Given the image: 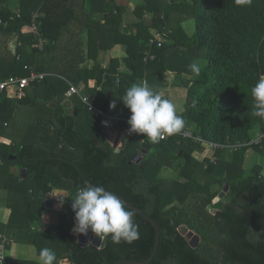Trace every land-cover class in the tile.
<instances>
[{
    "label": "trees",
    "instance_id": "obj_1",
    "mask_svg": "<svg viewBox=\"0 0 264 264\" xmlns=\"http://www.w3.org/2000/svg\"><path fill=\"white\" fill-rule=\"evenodd\" d=\"M87 1L20 0L19 14L8 7L0 10V21L7 23L0 25V33L17 38L15 53L10 50L9 68L0 74V80L28 77L31 71L50 74L31 84L22 100L0 94L1 167L25 169L26 179L10 176L11 180L20 186L19 191L31 189L42 200L52 190H65L69 192L66 203L89 182L138 208L161 230L157 254L149 264H264V165H254L250 170L244 167L249 150L264 155V140L253 143L256 126L260 125V133H264V119L251 115L250 91L264 76V0H242L240 4L236 0H170V4L142 0L132 12L137 20L125 30V8H117L115 15L105 14L102 25V20H96V12H85ZM110 1L93 2L104 14ZM171 13L185 16L173 30H169ZM35 14L47 41L43 51L29 31ZM188 17L195 26L190 36L183 26ZM86 30V58L97 60L100 52L112 51L118 45L126 47V57L121 61L111 58L106 68L99 63L90 70L81 68L86 60L82 39ZM167 31H171L167 43L160 48L150 45L158 33ZM151 55L154 60L149 59ZM203 62L206 65L202 67ZM122 64L125 73L120 70ZM192 64L199 67V75L190 70ZM167 74L175 75L176 81L166 78ZM186 77L190 83L185 109L178 114L185 121L180 132L190 131L219 145L215 161L205 158L206 142L196 144L173 135L153 144L141 134H124L131 113L122 97L129 87L147 81L152 89L162 92L182 85ZM69 83L76 87L83 84V95L95 99L98 108L119 114L122 120L112 138L100 125V118L74 96L71 103L53 109L58 124L54 132L68 146V156L50 154L28 143L1 142L3 128L14 113V102L28 103L31 89L38 96L42 92L46 102L58 101L66 96ZM234 146L236 151L230 149ZM226 149L233 153L232 160L224 158ZM74 151L81 153V158H75ZM116 155L119 160L115 165ZM10 156L16 159L10 161ZM177 157L183 163L175 167V174L165 172L173 169ZM225 183L229 184L227 196L214 204L221 191L211 193V186L220 184L223 189ZM194 197L196 204L190 215L175 205L181 208ZM73 214L72 204H65L56 224L32 233L31 245L38 256L41 248L52 244L71 264L146 262L151 258L156 230L136 212L138 238L132 243L114 244L109 237L104 249L78 243L72 234ZM181 227L192 229L202 243L192 247Z\"/></svg>",
    "mask_w": 264,
    "mask_h": 264
},
{
    "label": "clouds",
    "instance_id": "obj_2",
    "mask_svg": "<svg viewBox=\"0 0 264 264\" xmlns=\"http://www.w3.org/2000/svg\"><path fill=\"white\" fill-rule=\"evenodd\" d=\"M241 2L242 0H236L237 4ZM189 68L199 75L200 69L196 64ZM250 91L251 115L264 119V76L258 79ZM122 101L131 113L128 120L129 132L141 134L153 144L159 143L166 135L179 133L185 125L183 117L178 115L177 105L163 92L152 89L147 81L129 87ZM111 107L115 108V103ZM55 197L62 199L63 196ZM72 201L75 213L73 231L76 234L86 236L91 231L101 241L110 237L114 244L122 241L132 243L138 238L135 211L103 186L86 184L78 189ZM38 258L41 264H55L57 261L55 251L47 247L40 249Z\"/></svg>",
    "mask_w": 264,
    "mask_h": 264
},
{
    "label": "crops",
    "instance_id": "obj_3",
    "mask_svg": "<svg viewBox=\"0 0 264 264\" xmlns=\"http://www.w3.org/2000/svg\"><path fill=\"white\" fill-rule=\"evenodd\" d=\"M94 0H88L85 6V12L89 15L93 12H96V20H102L105 14L110 13L109 9L111 6L121 7L126 9L128 14H132L135 7L130 3L131 0H111L106 3L105 13L102 14L101 7L94 6ZM135 5L139 2L133 0ZM19 2L20 0H0V10L4 7H8L13 13L18 14L19 11ZM112 6V7H113ZM108 11V12H107ZM37 14H41L38 12ZM102 25H105L106 20H102ZM82 39L84 42V56L85 62L80 66L81 68L92 69L96 63L101 64L104 68L108 66L109 60L111 58H118L120 61L126 57V48L123 45H118L112 51L109 52H100L97 56V60L88 59L86 44L88 42V31H84L82 34ZM17 38L11 34L10 36H4L0 33V55L3 56L4 49L9 46V50H12V53H15V43ZM30 51V48H29ZM1 59L0 62V74L6 69L9 68V60ZM204 66L206 62H203ZM121 72L126 71L124 65H121ZM43 74V73H41ZM50 76V74H47ZM1 81V80H0ZM71 83H69L70 85ZM72 85V84H71ZM83 90L84 85L79 86ZM169 89V88H168ZM174 89V88H173ZM177 89V88H176ZM179 90V89H178ZM67 100L70 101L71 97L65 96ZM60 98H58L59 101ZM63 99V98H62ZM57 98L55 100H50L46 103L49 107L50 103L56 104ZM64 104V103H63ZM58 104V105H63ZM57 105L53 109H56ZM51 109V110H53ZM182 110H178V114L182 113ZM260 125L256 126L254 131L258 129ZM14 145V144H13ZM246 162L250 158V154L245 156ZM259 164V163H258ZM23 169L17 166L8 168H3L0 165V264H4L6 261H9L8 264H41L39 261V256L37 254V249L31 245L32 243V233L38 229H46L49 225L53 223V218L55 217L57 222L59 221V213L65 208L64 201L61 202L62 209L53 216L52 214L46 213V208L48 202H52V206L55 209L56 200L52 199V190L51 193L47 194L48 198L42 200V196H34L31 189L20 190V186L17 183L11 180L10 176L19 177L21 180L27 178V171L22 174ZM13 178V177H12ZM56 190V189H55ZM65 191V190H61ZM44 209L42 210V208ZM14 210V214H13ZM28 214H30L28 216ZM36 219V222L35 220ZM55 220V221H56ZM92 235V234H91ZM55 251L57 256V261L55 264H71L70 262L65 261L63 258V252L61 249L55 247L52 244L46 246ZM61 261V262H60Z\"/></svg>",
    "mask_w": 264,
    "mask_h": 264
},
{
    "label": "rangeland",
    "instance_id": "obj_4",
    "mask_svg": "<svg viewBox=\"0 0 264 264\" xmlns=\"http://www.w3.org/2000/svg\"><path fill=\"white\" fill-rule=\"evenodd\" d=\"M136 1H141L142 3V0H136ZM161 1L167 2L170 4V0H161ZM120 2H124V1L120 0ZM130 3L133 5V7L137 6L135 5V2L133 0H131ZM112 6H111V9H109L111 13L110 15H115L116 9L121 7V5L118 7H115V6L112 7ZM182 17H185V16H181V14H178L177 16L174 13H171L170 14V27H172V29H169V30L176 29V27L179 26L178 25L179 19ZM136 20L137 19L135 18L133 13L128 14L125 11L122 14V25H123L122 28L125 30L129 24L134 23ZM183 26L185 27L186 32L188 33L189 36L194 33L195 26H194V20L192 17L190 18L188 17L187 19H185ZM170 32L171 31H167L166 33H170ZM3 53H4L3 56L0 55V61L1 59L9 60L10 59L9 55H11L9 46L4 49ZM201 66L203 67L204 64L201 63ZM174 76L175 75L169 76V74H167L166 78L168 77L170 78L169 80L175 82L176 80H174ZM188 79L189 77H186L183 80L184 82L182 83V85H177L176 87L164 89L162 91L167 98L171 99L177 105L178 110H182L183 108L185 109L187 89L190 83ZM28 94L30 96V100L28 101V103L26 104H20L17 102L13 103L14 113L12 117H10L7 120L6 128H3L1 142L7 145L9 144L17 145V144H22V143H28V144L34 145L37 148H41L50 154H55L57 156H63V157L68 156V152H69L68 146L54 132V128H57L58 124L56 121V113L54 110H51V109H53L55 105L58 106V104H63V103L67 104L71 102L64 97L63 99H59V101L56 104L50 103L49 104L50 106L48 107L46 105L47 102L44 101L43 99L42 92L38 96V95H35L31 89L29 90ZM260 132H261V128H258L256 129V131H253L252 133L253 140L256 138V136ZM4 153H8V149H4ZM74 153H75V158H81V153L77 151H74ZM247 153L250 154L249 160L246 162V158H245V163H244V167L247 170H250L254 165H257L258 163L261 165H264V155L255 153L254 150L252 149L249 150ZM232 154L233 153L229 149H226L224 151V158L232 160L233 158ZM118 160H119V156L116 155L114 159L115 165L117 164ZM182 163H183V160L177 157L172 167L173 169H165V172L171 173L172 175L175 174V171H174L175 167ZM201 182L204 183L203 180H201ZM210 191L211 193L222 191L221 185L220 184L212 185L210 188ZM74 198L75 196L69 198L66 201V203L65 202L64 203L66 205L72 204L73 203L72 199ZM221 201L223 200H220L217 203H220ZM194 204H196L195 197L190 199L188 203L181 208L178 206V204H175V205H177L176 207H178L179 209H182L185 212H188V215H190L191 208L194 206ZM73 219H75L74 214H73ZM34 220L36 222V219ZM185 230H186L185 234H187L189 231H193L192 229H188L187 227H185ZM200 243H202L200 239H197V241H192L193 245H197V244L199 245Z\"/></svg>",
    "mask_w": 264,
    "mask_h": 264
},
{
    "label": "built area",
    "instance_id": "obj_5",
    "mask_svg": "<svg viewBox=\"0 0 264 264\" xmlns=\"http://www.w3.org/2000/svg\"><path fill=\"white\" fill-rule=\"evenodd\" d=\"M20 12L18 11V14ZM38 15L35 14L32 18V24L29 28V31L33 35L35 41L37 42L38 49L43 51L47 45V41L42 37L40 33L39 24L37 23ZM0 25H7V23H3L0 21ZM169 33L162 32L158 33L156 37L150 40V45H157L159 48L162 47L164 43L168 42ZM150 60H154L155 56L151 55ZM48 75L47 74H39L37 72L31 71L28 77H17V76H9L5 80L0 81V94H5L8 98L12 100H22L27 97L26 90L30 88L31 84L35 82L43 81ZM67 97L77 96L83 105L86 107L87 111L91 113L96 118H100V125L108 131L113 137L115 134V129L118 123L122 120L117 112L108 113L103 109L98 108L95 105V99H91L90 97L83 95L82 89L76 87L74 85H70L69 91L66 94ZM129 120V119H128ZM125 135H130L132 133L129 132V128L124 130ZM175 135L182 136L185 139H190L196 144H200L202 142H206L202 140L200 137L194 136L190 131L179 132ZM171 136H165L163 139L166 140ZM264 140V133L258 134L256 139L253 141L254 144H260ZM208 148L205 154V158L211 159L215 161L216 158L214 156L215 152L220 148L219 145L214 143L206 142ZM231 150L236 151L237 147H230ZM1 248V247H0Z\"/></svg>",
    "mask_w": 264,
    "mask_h": 264
},
{
    "label": "water",
    "instance_id": "obj_6",
    "mask_svg": "<svg viewBox=\"0 0 264 264\" xmlns=\"http://www.w3.org/2000/svg\"><path fill=\"white\" fill-rule=\"evenodd\" d=\"M53 158V157H52ZM16 157L15 156H10L9 160H15ZM2 164V160L0 159V165ZM25 172V169H23L22 174ZM263 175H264V170H263ZM87 182V181H86ZM87 184H90L89 182H87ZM92 185V184H90ZM229 192V184L225 183L224 187L222 189V191L219 193L218 197L214 200V204H216L217 202H219L220 200H223L226 196L227 193ZM63 196L62 199L55 197V196ZM69 196V192L67 191H61V190H54L52 192V199H54V201L56 200V205H55V209L52 206V202H48L47 204V208H46V213L48 214H52L53 216H55L58 211H61L62 209V204L61 202L64 201L67 197ZM128 208L134 210L137 214H139L140 216H142L145 220H147L156 230V241H155V246H154V250L152 253L151 258L146 261V262H135V261H119L116 264H149L151 263L158 251L159 245H160V238H161V230L159 225L157 224V222L155 220H153L152 218H150L149 216H147L145 213H143L141 210H139L138 208L130 205L129 203L125 202L124 200L120 199ZM54 217L53 218V223L56 224L57 220ZM74 229V228H73ZM180 231L183 235L186 236V239L188 241H190V244L192 245V247L196 248L198 246L197 245H193L192 241H197V239H200L199 236H197L193 231H189L187 234H185V227H181ZM72 234L74 236L77 237L78 243L82 246V247H87V246H92L98 249H104L106 247L107 241H101L98 237H96L95 235H91L90 233H88V235H78L76 234L73 230H72Z\"/></svg>",
    "mask_w": 264,
    "mask_h": 264
}]
</instances>
